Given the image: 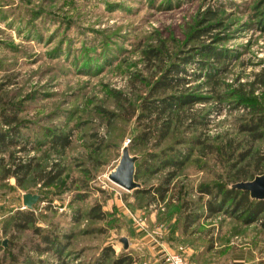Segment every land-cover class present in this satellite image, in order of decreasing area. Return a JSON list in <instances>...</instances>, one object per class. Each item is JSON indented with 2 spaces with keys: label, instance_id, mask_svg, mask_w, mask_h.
<instances>
[{
  "label": "rangeland",
  "instance_id": "374dc122",
  "mask_svg": "<svg viewBox=\"0 0 264 264\" xmlns=\"http://www.w3.org/2000/svg\"><path fill=\"white\" fill-rule=\"evenodd\" d=\"M253 2L0 0V83H8V100L24 105L19 115L25 121L22 131L31 148L29 156L43 165L61 161L66 166L62 180L47 185L33 175L22 186L15 177L0 179V241L8 238L2 232L5 216L19 207L27 208L23 195L31 191L43 194L34 205L39 224L57 232L67 246L61 257L54 250L32 253L43 260L40 264H94L105 247L113 249L106 264L122 252L133 256L132 264H166L168 252L181 253L190 264L212 260H192L183 249H170L163 243L167 230L181 216V201L195 199L207 214L202 206L207 196L199 197L201 187L231 185L234 169H230L232 159L227 153L234 147L238 153L250 145L248 133L239 126L252 106L233 94L248 91L249 86L240 84L264 71V30L255 21ZM208 7L219 9L225 24L195 37L191 31ZM161 41L174 54H183L192 45L212 44L227 57L218 60L197 54L187 64L188 82L183 86L211 98L188 106L173 137L162 145L156 146L155 140L133 144L130 140L141 125L135 117H125L124 100L138 104L160 76L161 68L145 50L160 46ZM166 49L165 58L169 56ZM200 61L225 66L214 89L202 75L207 70L199 67ZM218 92L225 97L219 98ZM253 93L263 100L264 84H258ZM186 116H196L197 126L188 125ZM63 132L72 138L64 152L54 143V135ZM198 134L216 149L209 151V146L203 152L201 145L189 141ZM126 145L139 157V191L110 178ZM263 145V139L253 143L254 149ZM166 146L175 147L176 151L171 150L175 156L182 152L181 158H186L171 181L165 180L174 166L161 167L160 160L153 162L150 155ZM162 184L168 188L164 198L153 188ZM81 194L84 199H79ZM96 203L108 212L107 219L88 217ZM227 216L223 211L203 216L195 221L194 229L213 234L203 240L209 245L215 236L212 232L219 231ZM32 236H36L32 229L22 230L19 241L30 248ZM143 236L150 240L139 243ZM234 239L242 242L239 235ZM19 259L6 264H24L20 262L23 257Z\"/></svg>",
  "mask_w": 264,
  "mask_h": 264
},
{
  "label": "trees",
  "instance_id": "16d2710c",
  "mask_svg": "<svg viewBox=\"0 0 264 264\" xmlns=\"http://www.w3.org/2000/svg\"><path fill=\"white\" fill-rule=\"evenodd\" d=\"M219 9L208 7L203 13L202 17L196 21L191 34L195 37H200L209 28L215 26H222L225 24L223 14ZM253 14L258 26L264 30V0H255L253 2ZM218 36V35H216ZM160 46H152L145 51L148 57L155 59L158 66L161 68V74L151 84L147 93L139 101L126 102L124 100V115L127 119L135 117L141 127H139L130 142L134 144L140 142H148L155 140L156 146L162 145L167 139L173 137V133L178 128L179 122L188 114L187 107L197 101H208L211 96L204 95L194 88H189L185 85L188 82L186 74H188L187 64L195 61V56L200 54L202 57L213 56L218 60L227 57V54L212 44L192 45L188 49L183 50V54H174L166 49L163 41ZM165 49L168 51L167 58H165ZM175 57V59H174ZM205 61L203 58L199 59ZM198 62L199 67L205 68L204 74L208 82H211L213 89L215 83L219 81L220 73L226 71L225 66H214L213 63ZM217 68L221 69L218 70ZM199 76L200 74H196ZM264 84V71L256 73L253 80L249 82H242L240 85L249 86L248 91L234 92L237 94V100L252 106V110L247 114V118L239 126L240 131H246L250 137V145L242 151L236 153L235 147L233 152H228L232 159L230 162V169L233 170L234 180L231 185L219 184L213 186L206 184L201 187L200 196H207L202 206L205 207L207 214L201 210V206L195 199L184 198L181 201L180 217L176 221L177 224H182L186 231L196 220L203 216H210L219 211H223L243 223H251L253 221L261 220V225L264 226V198L253 197L249 190L234 186L239 180L253 179L257 174L264 172V145L254 149L253 143L258 139L264 140V99L260 100L254 95V90L258 84ZM201 86V83L198 84ZM8 83H0V179L4 180L9 177H15L16 183L20 186L25 185L30 176H35L38 181L44 184H52L62 180L66 172V166L61 161H55L52 164L43 165L41 160H35V156H29L26 140H24L22 127L25 121L19 115L23 110L21 101L13 102L7 98ZM173 88L171 92L167 93L168 89ZM219 98H224L220 92L216 94ZM186 106V109H185ZM188 125L197 126L198 118L186 116ZM205 124V122H199ZM55 146L60 150H64L72 143L71 134L68 132L58 133L54 135ZM201 134L193 136L191 141L193 144L201 145L200 149L203 152L210 148L209 151L216 149L215 144L207 143ZM180 142V141H179ZM182 142V141H181ZM180 142V143H181ZM17 146V147H15ZM13 147V148H12ZM15 147V148H14ZM35 147V146H32ZM38 147V146H37ZM130 148V145L128 146ZM167 148V149H165ZM24 150L25 154H19ZM59 150V151H60ZM171 150L175 147L166 146L159 151L151 153V158H155L153 162L160 160L161 167L173 165V170L167 174L165 181H171L179 173V169L185 163L182 157V152L175 156ZM168 153H171L170 155ZM232 153L234 156H231ZM236 156V158H234ZM150 158V161H152ZM234 158V159H233ZM139 157L136 159L135 178L139 181ZM142 187L135 188L141 190ZM161 197H165L168 190L167 186L163 184L154 186ZM40 194L41 199L43 194ZM85 194H81L79 199H84ZM35 205V204H34ZM32 207L17 208L11 210L5 216L2 224V232L8 236L9 242L4 245L0 241V264L8 262H17L20 256L23 257L24 264H40L43 261L37 258L34 252H44L54 250L59 257L62 256L66 246V242L62 240L57 232L46 228L39 224V213ZM99 204H94L90 207L87 215L91 219H107L108 212ZM170 215H167L168 218ZM176 224V225H177ZM32 229L36 236H32L30 248H26V244L19 241V235L22 230ZM212 244V243H211ZM210 244V245H211ZM26 248V249H25ZM112 248L105 247L95 261L94 264H106ZM134 258L127 252H122L114 257L108 264H132ZM66 264V262H62Z\"/></svg>",
  "mask_w": 264,
  "mask_h": 264
},
{
  "label": "crops",
  "instance_id": "0c3cea01",
  "mask_svg": "<svg viewBox=\"0 0 264 264\" xmlns=\"http://www.w3.org/2000/svg\"><path fill=\"white\" fill-rule=\"evenodd\" d=\"M196 224L194 222L186 231L182 224L172 225L165 234L167 237L163 245L170 249L172 247L183 249L191 254L192 260L201 261L204 258L213 257L206 264H264V226L261 225V221L243 223L231 216L224 217L219 231L212 232L215 236L211 245L207 244L209 243L206 242L207 240L204 242L203 240L213 234H210V231L209 233L198 232L194 229ZM194 234L198 236V240L190 238ZM235 235L240 236L241 243L235 241ZM174 238H176L175 241H173ZM148 240L150 239L143 236L139 239V243L148 242Z\"/></svg>",
  "mask_w": 264,
  "mask_h": 264
},
{
  "label": "water",
  "instance_id": "95a60500",
  "mask_svg": "<svg viewBox=\"0 0 264 264\" xmlns=\"http://www.w3.org/2000/svg\"><path fill=\"white\" fill-rule=\"evenodd\" d=\"M136 159L137 156L130 153L129 147L127 145L124 146L120 161L116 169L110 173V178L129 190L141 187V183L135 178ZM234 186L249 190L253 197L264 198V172L257 174L253 179L238 181ZM39 198L40 194L37 192H25L23 195L24 205L32 207ZM122 240L125 243V247H128L127 237L124 236ZM3 243L7 245L8 238H5Z\"/></svg>",
  "mask_w": 264,
  "mask_h": 264
},
{
  "label": "built area",
  "instance_id": "2783aa9c",
  "mask_svg": "<svg viewBox=\"0 0 264 264\" xmlns=\"http://www.w3.org/2000/svg\"><path fill=\"white\" fill-rule=\"evenodd\" d=\"M166 264H190V262L181 253L168 252L167 257H166Z\"/></svg>",
  "mask_w": 264,
  "mask_h": 264
}]
</instances>
